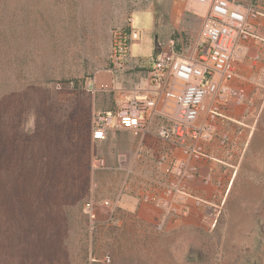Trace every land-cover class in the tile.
<instances>
[{
    "label": "rangeland",
    "instance_id": "rangeland-1",
    "mask_svg": "<svg viewBox=\"0 0 264 264\" xmlns=\"http://www.w3.org/2000/svg\"><path fill=\"white\" fill-rule=\"evenodd\" d=\"M235 1L258 14L254 36L235 51L234 86L245 102L224 125L228 147L211 149L220 162L204 164L211 184L192 189L208 204L178 217L157 206L161 191L143 179L158 176L163 143L156 137L142 168L130 131L94 141V99L106 93L90 95L85 84L112 68V34L129 19L140 32L134 58L155 59L171 41L178 54L194 57L209 4L0 0V264H83L59 260L64 235L72 249L85 247L87 264H97L95 256L111 259L98 264H264V0ZM140 65L125 74L145 72ZM101 159L107 169L93 164ZM213 210L211 228L202 219Z\"/></svg>",
    "mask_w": 264,
    "mask_h": 264
},
{
    "label": "built area",
    "instance_id": "built-area-1",
    "mask_svg": "<svg viewBox=\"0 0 264 264\" xmlns=\"http://www.w3.org/2000/svg\"><path fill=\"white\" fill-rule=\"evenodd\" d=\"M193 1L210 6L196 55L187 58L178 54L171 41L158 52L146 73L150 91L153 87L155 96H134L114 112L94 113L91 122L92 139L97 142L105 141L113 129L130 131L138 139L135 163L141 164L146 155L145 139L155 120H160L156 137L167 146L156 160L162 177L143 179L161 191L157 206L166 215L178 217H188L195 206L208 204L194 195L192 189L198 184L205 187L211 184V171L204 172V164L220 162L211 149H225L230 143L224 125L234 121L232 111L245 102L244 94L234 86L238 76L234 60L240 59L235 51L239 43L248 42L254 36V21L258 19L253 9L235 0ZM139 39L140 32L131 19L125 27L113 32L110 71L125 73L138 69L133 47ZM110 89L107 83L99 84L96 77L89 78L85 84V91L93 96ZM93 164L107 169L103 159ZM130 174L134 171L130 170ZM232 183L233 180L230 185ZM151 196L147 194L145 199L152 200ZM104 206L110 207L111 203L105 201ZM93 210V201L85 204L87 214ZM202 222L214 228L218 222L215 210L205 213ZM103 262L110 263V257Z\"/></svg>",
    "mask_w": 264,
    "mask_h": 264
},
{
    "label": "crops",
    "instance_id": "crops-1",
    "mask_svg": "<svg viewBox=\"0 0 264 264\" xmlns=\"http://www.w3.org/2000/svg\"><path fill=\"white\" fill-rule=\"evenodd\" d=\"M137 64H144L146 66L145 72H136L131 74H125L123 72H116L106 70L103 73L98 74L96 80L99 84L107 83L111 86V89L108 91H102L106 93L100 96L97 100L94 99L95 104L94 108L98 110V112H114L116 111L120 105H122L125 101L133 98L134 96H141V95H151L155 96L154 88L151 87V91L148 85V81L146 79L147 71L152 67L154 58L145 59V58H135ZM141 66V65H140ZM139 66V67H140ZM160 120L157 119L152 125L151 133L145 139V149L146 155L141 163L142 168H146L149 162V154L157 147L156 146V131L158 129ZM164 150L167 149V146L163 144ZM153 162L151 161V172L154 171ZM156 170L157 165L155 164ZM158 176L153 179H159L162 177V172L157 170L156 172ZM127 206L130 209L136 208L135 202H129Z\"/></svg>",
    "mask_w": 264,
    "mask_h": 264
},
{
    "label": "trees",
    "instance_id": "trees-1",
    "mask_svg": "<svg viewBox=\"0 0 264 264\" xmlns=\"http://www.w3.org/2000/svg\"><path fill=\"white\" fill-rule=\"evenodd\" d=\"M86 156V158L89 160V150H85L84 151V157ZM86 169H88V167H86ZM85 193H82L79 197L80 199V206L83 205V201L85 199ZM77 217L78 219H80L81 221H83V214L81 212L80 209H78L77 212ZM65 231L67 232V228L65 227ZM91 233H93V231H91ZM66 235L63 236L62 239V245L60 246V248H58L57 251H55V253L57 254L59 260L61 261V263H66V261H68V263L71 262H81L83 264H87V251H85V247L82 245L78 246L77 249H72V247H69V244H67V242L65 241ZM74 251V253H72ZM91 259V257H90ZM92 262L93 263H100L103 262V259H99L93 257L92 258ZM111 262V259H110ZM67 264V263H66Z\"/></svg>",
    "mask_w": 264,
    "mask_h": 264
},
{
    "label": "bare ground",
    "instance_id": "bare-ground-1",
    "mask_svg": "<svg viewBox=\"0 0 264 264\" xmlns=\"http://www.w3.org/2000/svg\"><path fill=\"white\" fill-rule=\"evenodd\" d=\"M208 2V0H206Z\"/></svg>",
    "mask_w": 264,
    "mask_h": 264
}]
</instances>
